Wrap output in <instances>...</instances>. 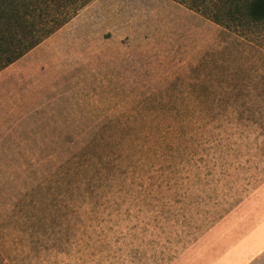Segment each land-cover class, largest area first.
Segmentation results:
<instances>
[{
    "label": "rangeland",
    "instance_id": "obj_1",
    "mask_svg": "<svg viewBox=\"0 0 264 264\" xmlns=\"http://www.w3.org/2000/svg\"><path fill=\"white\" fill-rule=\"evenodd\" d=\"M196 8L91 0L0 69V264H194L261 226L264 24Z\"/></svg>",
    "mask_w": 264,
    "mask_h": 264
},
{
    "label": "trees",
    "instance_id": "obj_2",
    "mask_svg": "<svg viewBox=\"0 0 264 264\" xmlns=\"http://www.w3.org/2000/svg\"><path fill=\"white\" fill-rule=\"evenodd\" d=\"M89 1L0 0V69L19 59ZM221 1L194 0V5L229 29L248 32L252 26L264 24V0Z\"/></svg>",
    "mask_w": 264,
    "mask_h": 264
},
{
    "label": "crops",
    "instance_id": "obj_3",
    "mask_svg": "<svg viewBox=\"0 0 264 264\" xmlns=\"http://www.w3.org/2000/svg\"><path fill=\"white\" fill-rule=\"evenodd\" d=\"M230 244L207 246L194 264H264V219L260 227L239 230ZM203 249V248H202Z\"/></svg>",
    "mask_w": 264,
    "mask_h": 264
}]
</instances>
